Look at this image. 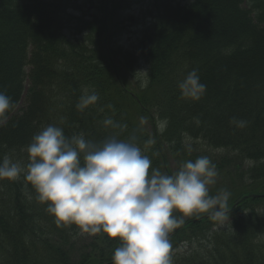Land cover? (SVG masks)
Wrapping results in <instances>:
<instances>
[{
    "label": "trees",
    "instance_id": "obj_1",
    "mask_svg": "<svg viewBox=\"0 0 264 264\" xmlns=\"http://www.w3.org/2000/svg\"><path fill=\"white\" fill-rule=\"evenodd\" d=\"M88 2L85 10L78 0H0V92L13 104L0 161L8 155L26 169L27 146L48 125L98 145L113 136L135 143L149 173H170L168 155L174 172L194 162L200 153L188 149L202 141L223 151L212 164L231 168L242 190L226 203V226L202 213L169 234L172 264H264V0H150L133 52L114 45L133 19L121 14L130 0ZM138 60L147 66L139 94L120 74ZM192 70L206 85L198 100L178 88ZM85 89L99 99L80 111ZM143 118L163 130L153 123L148 134ZM36 195L23 172L0 179V264H114L119 238L58 227Z\"/></svg>",
    "mask_w": 264,
    "mask_h": 264
},
{
    "label": "clouds",
    "instance_id": "obj_2",
    "mask_svg": "<svg viewBox=\"0 0 264 264\" xmlns=\"http://www.w3.org/2000/svg\"><path fill=\"white\" fill-rule=\"evenodd\" d=\"M146 86L147 81L142 84ZM178 88L183 97L198 100L206 85L192 70ZM98 99L95 91L89 94L85 89L76 107L83 111ZM12 106L11 98L0 92V126L7 123ZM104 124L114 122L108 118ZM26 151V169L8 155L3 157L0 179L14 180L23 172L58 227L76 225L82 234L119 238L114 264H172L169 234L184 223L183 217L203 213L221 226L228 218L229 193L209 195L217 172L206 156L187 161L171 175L155 168L149 173L151 160L135 143L113 136L98 145L83 133L66 137L55 125L35 135Z\"/></svg>",
    "mask_w": 264,
    "mask_h": 264
},
{
    "label": "rangeland",
    "instance_id": "obj_3",
    "mask_svg": "<svg viewBox=\"0 0 264 264\" xmlns=\"http://www.w3.org/2000/svg\"><path fill=\"white\" fill-rule=\"evenodd\" d=\"M193 0H173L175 3L180 4H188ZM78 3L81 6H84L86 10V5L89 4L88 0H78ZM150 3V0H130V7L126 10H124L122 14V18H133L130 22L126 23V28L124 32H122L118 37L114 40V45L119 46L124 51L133 52V49L138 42V40L141 38L142 32L144 31V23L149 22L150 17L147 15V8ZM90 11V10H89ZM92 13V12H91ZM121 77L126 78L125 85L128 89L131 90V92H138L140 93V89H138L139 85L144 84L147 74V66L144 64L142 60H138L137 64L132 66L130 68V71L120 72ZM24 99H22L16 109L14 110V113L23 106ZM151 112L153 113V109H151ZM141 125L143 126L144 130L148 133H152V124H158L157 127L159 128L160 124L156 121H151L149 118H143L140 121ZM197 151V153H200V156H206L209 158V160L213 163L216 158L219 156L224 155L223 151H214L213 149H209L206 147L205 143L202 141H197V143H193V147L191 146L190 149H188V152ZM167 165L170 169L169 172L173 173L178 167V162L174 160L173 156L168 155L167 156ZM227 171H220L217 172V176L215 177V183L209 185V195L215 196L222 192L229 193V197L226 203H229L230 201H233L237 195H239V192L242 190L239 186L235 187L233 185L238 184V180H234L232 174L233 171L231 168H228ZM168 173V175H170ZM163 174V173H162ZM234 182V183H233ZM228 212V211H227ZM226 212V213H227ZM227 216V215H226ZM224 220L223 226H226V224H229L230 217ZM187 217H183V219H186ZM217 224L219 226L220 223L217 221ZM184 244V243H183ZM196 244V243H194ZM185 246L180 249V251H185Z\"/></svg>",
    "mask_w": 264,
    "mask_h": 264
}]
</instances>
